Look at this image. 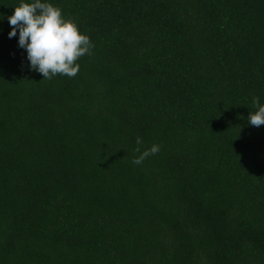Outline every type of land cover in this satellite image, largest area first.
<instances>
[{"label": "trees", "instance_id": "obj_1", "mask_svg": "<svg viewBox=\"0 0 264 264\" xmlns=\"http://www.w3.org/2000/svg\"><path fill=\"white\" fill-rule=\"evenodd\" d=\"M47 2L94 47L43 79L0 0V264H264V0Z\"/></svg>", "mask_w": 264, "mask_h": 264}, {"label": "clouds", "instance_id": "obj_2", "mask_svg": "<svg viewBox=\"0 0 264 264\" xmlns=\"http://www.w3.org/2000/svg\"><path fill=\"white\" fill-rule=\"evenodd\" d=\"M8 22L9 38L16 36L19 29L18 44L26 49L30 68L41 73L43 79L57 75L75 77L80 67L77 61L92 54L94 45L89 36L79 30L72 18H66L59 6L47 0H20ZM252 103L257 110L249 113L248 123L254 127L264 125V104L257 97H253ZM142 144V138L137 137L134 151L139 155L132 160L135 165H141L160 150L158 144H153L141 151Z\"/></svg>", "mask_w": 264, "mask_h": 264}]
</instances>
